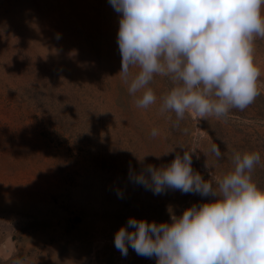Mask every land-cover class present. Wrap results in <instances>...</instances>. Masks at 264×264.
Here are the masks:
<instances>
[{"label": "rangeland", "instance_id": "1", "mask_svg": "<svg viewBox=\"0 0 264 264\" xmlns=\"http://www.w3.org/2000/svg\"><path fill=\"white\" fill-rule=\"evenodd\" d=\"M118 21L109 0H0V264H156L131 247L122 256L116 230L129 217L170 223V210L214 199L154 195L130 180L146 164L169 163L175 153H163L174 147L195 150L193 169L212 182L234 151L258 152L252 178L264 188V38L254 41L251 105L226 118L186 113L175 126L174 113L160 112L169 78L154 77L158 100L147 109L129 94Z\"/></svg>", "mask_w": 264, "mask_h": 264}, {"label": "clouds", "instance_id": "2", "mask_svg": "<svg viewBox=\"0 0 264 264\" xmlns=\"http://www.w3.org/2000/svg\"><path fill=\"white\" fill-rule=\"evenodd\" d=\"M109 3L119 14V74L129 94H140L137 107L157 103L149 86L156 75L170 79V89L159 97L160 112L174 113L175 126L186 113L199 120L226 118L259 95L260 69L253 53L255 39L264 38V0ZM157 134L154 128L151 136ZM211 152L222 158L218 145ZM169 153H175L169 163L146 164L130 171V180L154 195L178 190L214 199L192 204L179 216L170 210V223L129 217L114 234L115 248L126 257L131 247L138 256L154 257L156 264H264V188L252 178L260 154L234 151L231 168L212 182L193 169L195 150L183 149L181 155L174 147L163 154ZM145 156L137 159L143 164Z\"/></svg>", "mask_w": 264, "mask_h": 264}]
</instances>
